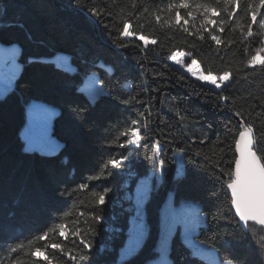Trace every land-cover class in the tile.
I'll use <instances>...</instances> for the list:
<instances>
[{
	"label": "trees",
	"instance_id": "trees-1",
	"mask_svg": "<svg viewBox=\"0 0 264 264\" xmlns=\"http://www.w3.org/2000/svg\"><path fill=\"white\" fill-rule=\"evenodd\" d=\"M178 2L0 0V42L19 44L22 49V70L13 88L0 96V264H32L27 249L12 253L9 248L19 241L27 244L58 222L81 228L92 243L91 252L75 264L118 262L137 220L134 201L126 194L133 197L140 180L161 166L160 160L161 178L153 177L141 209L145 236L136 252L120 264H150L159 258V242L166 230L169 240L164 255L171 264H213L185 240L177 222L173 228L161 229V211L169 196L173 211L193 202L205 215V222L197 219L185 230L196 244L214 248L222 261L264 264V229L249 224L245 231L227 188L234 169L235 139L241 131L236 111L243 110L245 123L254 125L256 150L259 155L264 152V69L246 66L254 49L264 47V29L259 27L264 9L252 26L254 36L245 39L251 23L244 11L247 0L236 7L231 19L223 11L212 14L216 24L205 25L209 31L200 28L202 10L195 7L205 0H189L190 9H179L181 17L189 20L184 25L189 35L174 23L163 24L176 11L168 12V5ZM92 7L106 14L97 19L89 11ZM125 19L132 24L130 31L157 43L144 48L135 37L119 38ZM209 32L222 43L212 41ZM174 52L191 53L186 64L195 59L206 75L228 71L231 86L217 90L202 83L171 63L168 57ZM59 56L68 60V66L58 61ZM92 72L104 90L94 101L81 89ZM36 100L59 109L53 135L62 147L56 153L25 149L22 131L28 107ZM177 112L186 119L181 121ZM133 127L140 128L134 143L130 136L120 135ZM110 158L119 160L120 166L104 168ZM96 176L100 178L91 179ZM81 184L88 187L81 190ZM105 189L110 191L100 206L92 193ZM93 213L102 217L100 223L91 219ZM51 242H62L58 232L37 245ZM64 243L65 250L73 247L71 237ZM55 255L61 264H73L58 252ZM36 264L46 262L41 258Z\"/></svg>",
	"mask_w": 264,
	"mask_h": 264
},
{
	"label": "snow or ice",
	"instance_id": "snow-or-ice-1",
	"mask_svg": "<svg viewBox=\"0 0 264 264\" xmlns=\"http://www.w3.org/2000/svg\"><path fill=\"white\" fill-rule=\"evenodd\" d=\"M223 4L224 7L222 9L218 8L220 4ZM244 3V0H205L203 3H197L195 5L196 8L202 10L201 14L203 15V22L200 28H203L204 31H209L205 25H213L216 24V21L212 19V14L219 15L221 11L225 12L229 19H231L236 11V7L240 6ZM133 4H135V0H133ZM173 9H176L174 17L163 20V24L169 27L174 23L177 26H180L183 31L188 32L189 35H192L189 32L187 25L189 23L188 19L181 17L179 9H190L189 0H179L178 3H172L168 5L167 11L172 12ZM264 9V0H247L246 7L244 11L250 15L251 23L248 25L247 32L245 34V39L248 37L254 36L253 25L257 23V15L260 13V10ZM92 16L97 19L101 18L106 13L103 10H98L95 7L89 9ZM143 11L146 13L148 11L147 8H144ZM107 15H111L110 12ZM131 15V13H129ZM187 16L191 18L193 16V12L189 10L187 12ZM156 22L159 24L161 22V16L157 15L155 17ZM181 19L184 20L183 25H181ZM221 24L224 21L220 22ZM108 27V25H105ZM259 27L264 29V16L261 17L259 21ZM132 28V24L125 19L122 25V31H120L119 38L124 37H135V39L143 41L144 48H147L151 43L155 45L157 41L155 39H151L144 34H137L135 32L130 31ZM200 29H197L199 32ZM219 32H223V27H218ZM210 39L214 41L216 44H221V39L214 33L209 32ZM201 40L204 39V36L201 34L199 37ZM261 44H264V41H261ZM126 46V45H121ZM139 47V45H137ZM247 51V49H245ZM191 56V53H182V52H174L168 58L170 60L175 61V63L179 64L181 67H184L188 72L193 71V66L197 64L195 59L191 60V63H184L182 60L177 59L179 56ZM247 67L255 68L257 66L264 69V47H256L254 49V54L248 59ZM198 79L207 81L209 84L215 86V88H221V85L225 82L229 81L231 78V74L228 71L223 72V74L214 76L211 71L208 72L207 75L200 73L197 75ZM230 87L231 85H227ZM221 95V99L227 100V96ZM124 103H128V101H123ZM236 116L241 117L240 125L241 131L239 132L238 138L235 139V160H234V169L230 172V180L227 183V188L231 191V203L235 208V213L239 217V220L243 222V226L245 228L248 227L249 221L254 222L256 225L264 227V152H261L260 155L257 154V150H254V141H255V132L254 125L251 123H245V119L243 117V110L236 111L234 113ZM176 115L179 117L181 121H184L186 117L181 113L177 112ZM139 124V122H134ZM144 127H147L145 124ZM140 128L133 127L126 129L120 133L121 136H130L132 139L130 142H135V137L139 135ZM200 143H205L204 140H201ZM120 147H125L124 144H120ZM156 151L159 152V142H156L155 145ZM223 152V149H220ZM199 155V153H196ZM120 161L115 158H110L104 164V168L111 166L112 168H117L120 166ZM160 165H163V160H160ZM99 176L92 177L91 179H99ZM219 179V177H217ZM87 184L79 185L81 190L87 188ZM110 189H105L102 193H92V195L96 198L95 203L103 206L105 204V197ZM148 194V189L145 187L144 190L139 194L140 198L137 200V205L143 203V200L146 198ZM80 215H84V213H80ZM138 219L139 213H138ZM91 219L100 223L102 221V217L92 214ZM58 232L59 237L62 242H51L46 243L43 246H38V241H48L50 233ZM71 237V244L73 247H69L68 250H65V243L68 242ZM143 238V225L142 220L141 223L137 225V234L136 239L129 246L127 254L132 255L136 252L137 248L140 246V241ZM82 246V247H81ZM27 249V254L30 255L32 259V264H36L41 258L46 264H61V260L57 259L55 253L58 252L61 258H66L68 261H72L75 264L77 259H83L84 254L87 252H91L92 243L90 240L86 238L83 234V230L79 227L75 229H71L68 227L66 223L58 222L53 228H50L47 231H43L41 234L31 238L28 240L27 244L23 241L17 242L15 245L9 248V251L12 253H16L18 251ZM48 249H52L53 252L50 254ZM160 252L162 257L167 253V239L162 241ZM161 264H164V261H161ZM224 264H233L230 259L224 261Z\"/></svg>",
	"mask_w": 264,
	"mask_h": 264
},
{
	"label": "rangeland",
	"instance_id": "rangeland-1",
	"mask_svg": "<svg viewBox=\"0 0 264 264\" xmlns=\"http://www.w3.org/2000/svg\"><path fill=\"white\" fill-rule=\"evenodd\" d=\"M127 38H134V37H127ZM21 54H22V49L19 44L6 45L0 42V96L1 97H4L7 94V92H9L13 88V83L15 82V79L19 76L22 70V64L20 62ZM188 57L189 56L187 55H183L177 57V59H180L184 63H186ZM58 61L62 65L68 66V60L65 57L59 56ZM171 63L177 68L184 69L187 74L195 78H197L198 74L203 73L198 63L193 66L192 72H188L184 67H181L173 60H171ZM198 80L201 81L202 83H205L215 88L214 85L209 84L207 81L201 79ZM229 83L230 80L222 84L221 88L219 89L215 88V89L221 90ZM81 89L89 96V98L92 101H94L102 93V91H104L99 76L95 72L90 73L85 78ZM58 114H59V109L46 102L36 100L30 104L27 113V123L22 131V139L25 142V149L27 151H38L44 154H53L56 153L58 150H60V148L62 147V143L53 135V119ZM177 161L178 164L180 165L182 164L181 155H178ZM161 172H162V167L156 166L154 169L150 171V173L146 177H143L140 180L133 197L130 194H126V198L132 199L134 201V205L136 206V217H138V213H139L140 219L137 218L136 220L135 218L132 227V237L129 239L126 246L121 250L118 262L114 264H120L130 256L127 254V251L129 246L136 239L137 225L141 223V220L143 225V237L145 236L146 221L144 215L141 214L142 212L141 209L144 206L145 199L143 200V203L140 204L139 206L137 205V200L140 198L139 194L144 190L145 187L148 189L149 192L153 184V177L157 176L158 179H160ZM172 207H173L172 200L171 197L169 196L166 201V204L164 205L161 211V229L164 230L166 226L173 228V226L177 222V224H179L183 229V236L185 240L188 241L190 244L194 243V246L195 248L198 249L200 256H202L206 260H209L213 264H224V261H222L219 258L218 253L214 248L209 247L205 244H200V243L196 244L193 241L192 235H188L185 231L187 227L194 226V224H196L197 222L196 221L197 219H200L203 222H205V215L199 212V206L193 202H184L176 206L175 211L172 210ZM186 218L188 220L190 219L189 224L186 223L184 224ZM165 237L168 243L169 230H166L165 234L162 236V238H160L159 248L161 247L162 241L165 239ZM142 240L140 241V245L142 243ZM162 260L164 261V264H171V262L167 259V257H165V255L163 257L161 255L159 258L154 259L152 264H161Z\"/></svg>",
	"mask_w": 264,
	"mask_h": 264
},
{
	"label": "water",
	"instance_id": "water-1",
	"mask_svg": "<svg viewBox=\"0 0 264 264\" xmlns=\"http://www.w3.org/2000/svg\"><path fill=\"white\" fill-rule=\"evenodd\" d=\"M236 119L238 120V122H239V126H240V130H242L241 129V125H240V118H238V117H236ZM254 150H256V141H254ZM257 154H258V152H257ZM237 155V154H236ZM259 155V154H258ZM229 191H230V189H229ZM230 193H231V191H230ZM233 209H234V212H235V208L233 207ZM236 214V213H235ZM237 216V215H236ZM237 218H238V220H239V217L237 216ZM239 222H240V224L242 225V227L245 229V231H248V227L247 228H245L244 226H243V222H241L240 220H239ZM249 224H255L254 222H252V221H249ZM256 225V224H255ZM249 226V225H248ZM258 226V225H257ZM258 227H260V228H263L264 229V227H261V226H258Z\"/></svg>",
	"mask_w": 264,
	"mask_h": 264
},
{
	"label": "crops",
	"instance_id": "crops-1",
	"mask_svg": "<svg viewBox=\"0 0 264 264\" xmlns=\"http://www.w3.org/2000/svg\"><path fill=\"white\" fill-rule=\"evenodd\" d=\"M153 261H154V260H152V261L150 262V264H152V263H153Z\"/></svg>",
	"mask_w": 264,
	"mask_h": 264
}]
</instances>
